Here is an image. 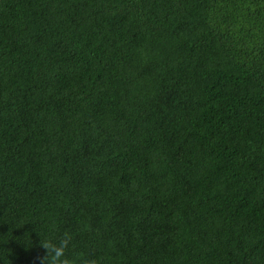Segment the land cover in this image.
I'll return each mask as SVG.
<instances>
[{
  "label": "trees",
  "instance_id": "1",
  "mask_svg": "<svg viewBox=\"0 0 264 264\" xmlns=\"http://www.w3.org/2000/svg\"><path fill=\"white\" fill-rule=\"evenodd\" d=\"M65 231L264 264V0H0V264Z\"/></svg>",
  "mask_w": 264,
  "mask_h": 264
},
{
  "label": "clouds",
  "instance_id": "2",
  "mask_svg": "<svg viewBox=\"0 0 264 264\" xmlns=\"http://www.w3.org/2000/svg\"><path fill=\"white\" fill-rule=\"evenodd\" d=\"M54 238H48L40 242V247L45 250V254L40 257V264H96V260L80 254L76 260L70 259L67 255L69 248H74V236L70 231L61 234L58 242H53Z\"/></svg>",
  "mask_w": 264,
  "mask_h": 264
}]
</instances>
